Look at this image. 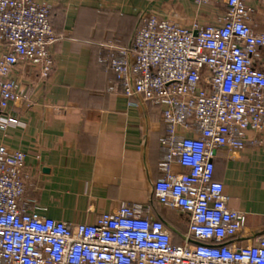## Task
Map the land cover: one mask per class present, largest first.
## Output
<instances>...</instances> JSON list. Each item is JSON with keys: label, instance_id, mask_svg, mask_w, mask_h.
<instances>
[{"label": "built area", "instance_id": "built-area-1", "mask_svg": "<svg viewBox=\"0 0 264 264\" xmlns=\"http://www.w3.org/2000/svg\"><path fill=\"white\" fill-rule=\"evenodd\" d=\"M191 1L225 10L190 25L145 12L109 61V91L160 107L166 133L151 200L121 202L90 222L37 214L24 196L26 153L0 143V264H264V235L240 241L245 213L214 178L217 149L264 140V29L253 27L247 0ZM57 38L48 3L0 0V128L30 104L13 69L24 63L46 78ZM153 202L186 217L181 241Z\"/></svg>", "mask_w": 264, "mask_h": 264}, {"label": "crops", "instance_id": "crops-1", "mask_svg": "<svg viewBox=\"0 0 264 264\" xmlns=\"http://www.w3.org/2000/svg\"><path fill=\"white\" fill-rule=\"evenodd\" d=\"M51 6L54 66L46 78L24 63L12 76L30 104L11 111L15 125L0 128V143L26 153L24 196L34 212L69 222L92 221L121 202L146 203L159 176L160 138L166 128L160 107L109 91L116 76L109 61L115 46H128L143 13L184 25L222 15L224 3L197 7L191 0H39ZM251 23L264 29V0H247ZM214 178L228 204L245 213V238L264 235V140L239 150L220 147ZM178 168V167H177ZM181 241L186 217L153 202Z\"/></svg>", "mask_w": 264, "mask_h": 264}, {"label": "trees", "instance_id": "trees-1", "mask_svg": "<svg viewBox=\"0 0 264 264\" xmlns=\"http://www.w3.org/2000/svg\"><path fill=\"white\" fill-rule=\"evenodd\" d=\"M161 219V218H160Z\"/></svg>", "mask_w": 264, "mask_h": 264}]
</instances>
